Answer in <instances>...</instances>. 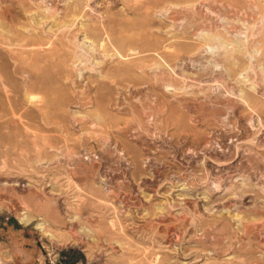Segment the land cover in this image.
<instances>
[{"label": "rangeland", "instance_id": "rangeland-1", "mask_svg": "<svg viewBox=\"0 0 264 264\" xmlns=\"http://www.w3.org/2000/svg\"><path fill=\"white\" fill-rule=\"evenodd\" d=\"M56 247L264 264V0H0V264Z\"/></svg>", "mask_w": 264, "mask_h": 264}, {"label": "built area", "instance_id": "built-area-1", "mask_svg": "<svg viewBox=\"0 0 264 264\" xmlns=\"http://www.w3.org/2000/svg\"><path fill=\"white\" fill-rule=\"evenodd\" d=\"M59 258V252L56 249H50L47 253V260L50 264H56Z\"/></svg>", "mask_w": 264, "mask_h": 264}, {"label": "crops", "instance_id": "crops-1", "mask_svg": "<svg viewBox=\"0 0 264 264\" xmlns=\"http://www.w3.org/2000/svg\"><path fill=\"white\" fill-rule=\"evenodd\" d=\"M16 253H17V251H16V250H13V255H15V257L17 256ZM24 256H25V258H24V257H23V258H20V257H19V258L17 259V261L20 262V263H22V264H27L28 262H30V261H28V260H30V259H29V258H30L29 255H24ZM42 259H43V257H42ZM43 260H44V262H45L46 264H48L47 261H46V259H43ZM25 262H26V263H25Z\"/></svg>", "mask_w": 264, "mask_h": 264}, {"label": "bare ground", "instance_id": "bare-ground-1", "mask_svg": "<svg viewBox=\"0 0 264 264\" xmlns=\"http://www.w3.org/2000/svg\"><path fill=\"white\" fill-rule=\"evenodd\" d=\"M25 46H26V45H25ZM39 228H40V227H39ZM55 249H56L58 252H60L59 249H58L57 247H56ZM45 259H46V257H45ZM46 261H47V259H46ZM47 263L50 264L48 261H47Z\"/></svg>", "mask_w": 264, "mask_h": 264}]
</instances>
